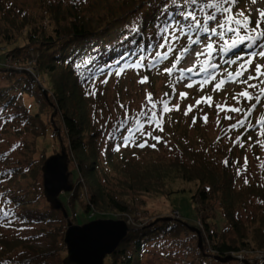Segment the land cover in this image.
<instances>
[{"label": "trees", "instance_id": "16d2710c", "mask_svg": "<svg viewBox=\"0 0 264 264\" xmlns=\"http://www.w3.org/2000/svg\"><path fill=\"white\" fill-rule=\"evenodd\" d=\"M212 2L213 0H199L200 4ZM43 3H45L43 12L49 14L56 25L48 35L38 33L36 30L30 32L28 41L46 47V51L42 50L37 62L40 72L47 77L48 98L35 82L27 78H24L23 83L18 80L15 88L13 87L15 91L13 88L0 89V122L3 126H7L8 123L23 119L29 125L39 123L42 132H45L46 125L53 127V121L49 120L45 123L43 116L48 114L47 110H52L50 117H54L57 112L58 122L56 121L54 134L62 146L67 143L66 148L77 165L73 173L76 178L71 180L76 187L75 190L61 196L69 217L74 216L77 224L95 219L94 215V218L91 216L86 221H82L81 216L76 213V201L84 196L80 185L81 178L84 179V185L88 190V203L90 202L91 206L100 208L105 205L120 214L129 211L125 201L126 196L132 197L143 206L145 197L165 195L169 180L178 178L187 182L199 180L202 189L193 195V200L198 205L199 211L203 212L201 216L208 240L211 241L212 253L216 257H226L232 253H239L249 246L250 242H246L247 226L245 228L239 213L248 209V205L254 200L262 203L263 211L252 220L254 225L250 231L254 243L263 249L264 186L252 181L244 184L243 179L246 178L243 176L244 170L248 167L242 168L241 158L236 155L243 152L245 143H242L241 148H238L237 144L230 148L226 145L219 146V150H215L216 154L220 158L223 157L221 159L223 161L228 157L227 165H224V162L219 165L216 161L217 157L206 150L207 146L202 144L197 146V143L195 144L187 135L178 134L170 129L168 132L174 134L172 140L175 139V155L169 158L160 156L162 159L154 163L155 168L133 174L129 171V162L125 161L120 153L129 149L130 145H135L138 151L150 148L144 133L149 128V123L153 124L156 121L161 123L166 115L164 116L156 106L154 109L156 119L150 121L152 107L149 110H132L128 105H123L125 99L123 95H118L116 104L119 106L114 113L109 114L102 96L98 93L113 77L120 78L135 70L142 71L146 75V85L149 84V88L153 90L152 75L155 76L163 66L169 65L196 33L197 29L187 27L193 22L185 21L180 16V12L195 9L201 22L206 20L205 12L221 13L215 8L204 9L201 12L195 6L184 4L183 0L178 5L172 4L171 0H44ZM165 5H167L166 11ZM15 7L13 1L0 0V12L3 14L0 20L16 21V15L12 14ZM135 19L134 28L127 30L124 25ZM174 19L180 21L179 27L173 23ZM165 25L171 27L168 32L161 34L158 26ZM176 36L179 39H173ZM6 39L10 41L11 37ZM161 43L165 44L163 48L159 47ZM20 49L22 48H18ZM165 52L167 58H162ZM137 63L143 64V68L136 67ZM25 95L34 99L37 109L21 103ZM152 101L154 102L153 99ZM100 115L105 120L100 119ZM168 129L169 123L166 131ZM251 130L253 127L248 129ZM248 131L243 133V137ZM235 132H238L237 127L234 128V134ZM141 144L144 146L140 147ZM2 157L4 156L0 155V158ZM208 157L213 159L214 166L219 165L221 168L210 165ZM15 171L18 169L11 170L14 174H2H7L6 177L10 178V183L7 185L9 190L3 189L5 190L3 195L14 203L21 202L26 209L24 199H17L16 194H13V197L10 195L12 190L9 187L17 177ZM110 173L114 175L113 177L110 175L109 178ZM214 200L219 205L218 210L212 204ZM90 205H86L82 210V214L87 215V218L91 210ZM30 213L31 215L27 217L28 221H39V219L52 221L55 219L53 215L58 212H50L46 215L31 210ZM219 214L236 235L230 242L225 238L227 226L225 230L219 231L215 223ZM169 219L153 226H151L153 223H150L137 232L130 227L126 239L114 254L109 256L111 264H142L143 253L147 246L161 234L166 236L169 233L175 239L186 231L198 238L190 231L187 223ZM151 234L156 237H151ZM178 242L181 244L180 241ZM0 245L1 263L9 259L10 253L21 247L23 242L18 240L5 242L0 239ZM32 249L30 247V250ZM198 253L201 259L199 264L202 262L204 264L203 254L200 251ZM188 264L195 263L189 261Z\"/></svg>", "mask_w": 264, "mask_h": 264}, {"label": "rangeland", "instance_id": "374dc122", "mask_svg": "<svg viewBox=\"0 0 264 264\" xmlns=\"http://www.w3.org/2000/svg\"><path fill=\"white\" fill-rule=\"evenodd\" d=\"M10 1H13L16 6L13 9L14 13H12L13 16L16 15V21L0 20V89L15 88L18 80L23 83L25 81L24 78H27L38 84L42 88L43 93L47 95V77L40 72L37 62L40 53L42 50L45 52L46 47L40 43L32 44L28 41V36L30 32H35V30L38 33L48 35L52 33L56 23L49 14L43 12L45 9L44 0ZM6 6H8V2H6ZM259 10H264V0H257L254 4L251 3V0H239L238 5L232 6L231 13L225 15L219 14L217 17L221 22L225 23V28H217V34L204 32L201 36L195 37L193 40L198 39L200 43L188 44L189 52L184 54V57L180 59L178 64L175 58L172 63L165 67L163 66L159 73H155V76L152 75L154 81L153 90L149 88V84L146 85L147 82H140L146 75L139 70L130 71L120 78L113 77L107 82L105 87L101 88L98 93L102 96L104 106L105 108L107 107L110 112L109 114L114 113L115 109L119 106L116 104L118 103L116 102L118 95H123L125 98L122 102L123 105H128L132 110H149L152 107V104L147 100V96L150 93L156 106L160 108L164 116L166 115L159 125L157 121L153 124L149 123V128L144 133L145 138L150 143V148L138 151L135 145H130L129 149L120 153L125 161L129 162L130 172L134 174L141 172V170H151L155 168L154 163L162 159L160 156L169 158L175 155V139L172 140L174 134L172 135V133L169 134L168 132L172 129V131L178 134L181 133L193 139L194 143H197V146L201 144L207 146L206 150H208V153L214 154V157H217L216 161L219 165H221V162H224L221 160L223 157L220 158L216 154L219 146L224 147L226 145L227 148H230L237 144L238 148H241L243 147L241 146L242 143H245L243 152H240L242 154L235 151V153H239V155H235L241 158L242 168L248 167L247 170H244L245 174L243 176H246L243 179L244 184L252 181L264 186V136L260 135L264 131V127L260 123L261 120H264V93L260 91L264 89V77H261L259 80L253 79L248 81L249 84L257 85L256 88H250L247 84L238 82L244 80L249 75L256 76L255 65H264V58L256 57L242 77L227 85H223L222 89L219 90L214 86L203 87V85L197 84L194 78L196 73L203 72L209 67L215 70L222 69L225 72L226 68L230 66V72L234 74L238 72L241 64H244L242 61L236 64L229 63L228 66L224 67L227 63V53L231 50V48L227 47L225 41L230 45L232 43L231 38L234 35L247 36L250 33L249 29L244 28L239 33L227 31L228 27L234 25L226 22L225 17L243 11L253 22L250 27H255L254 22L258 18ZM2 15L0 12V17ZM135 21L136 19L131 20L124 27L127 30L134 28ZM205 25H207V22ZM207 26L216 27V22L211 21L210 25ZM261 28H264V24H261ZM221 32L224 33L223 36L218 34ZM251 35H255V33H251ZM9 37H11L10 41L6 39ZM248 43L250 42L247 41L245 43L244 48H249L247 46ZM207 44L213 45V52L212 49L206 47ZM20 47L22 49L18 50ZM197 52H203V54L196 56ZM168 68L174 69L171 74L166 71ZM188 68H192L193 71L187 72ZM180 69L185 70L183 79H179L181 76ZM189 84L192 87H188L187 85ZM14 88L13 91H15ZM243 91H248L253 97L259 95L261 97L260 102L257 103L255 98L249 100L238 95ZM181 93H187V96L181 97ZM46 98H48V95ZM207 98L211 99L210 103L207 101ZM163 100L168 102V107L172 109L171 111L165 112L163 110V103H157ZM197 101H200V103L198 104ZM22 102L29 107L31 106L32 109L38 108L34 99L28 95H25ZM253 104L256 107L251 109V105ZM189 106H191V111H188ZM231 108H240L243 111L236 113L230 111ZM151 110L154 112L153 108ZM249 110H251L250 115H248ZM46 113L48 114L43 116V120L45 123H48L49 120L53 121V127L46 125L45 132H42L39 123H30L29 125L23 119L8 123L7 126H3V123L0 122V155L4 156L0 158V239L5 242L13 240L23 242L21 247L10 253L9 259L2 261L0 264H63V261L68 256V250L64 243L68 222L71 221L75 225L87 223L77 224L74 221V216L65 218L63 212L51 210L50 203L44 195L42 167L47 158L61 153L64 146L66 152L69 153L71 180L76 178L73 173L77 169L74 157L66 148L67 143L65 142L62 146L54 134V131H56V121L58 122L57 112H55L56 114L53 113L54 117L49 116V114L52 115V110H47ZM104 114L107 116V112ZM205 116L207 117V122L204 120ZM226 117L233 118L227 119ZM100 119L105 120L102 115H100ZM241 119H245V124L242 127L238 125V132L234 134V128L231 126L237 124V121ZM167 123H169V129L166 131ZM249 125L251 127L254 125L259 127L248 131ZM161 128L163 129L162 131L160 130ZM246 131L248 132L243 137V133ZM148 133H151V135ZM154 137H159V139L157 140ZM152 145H155V147ZM225 158L227 160L228 157ZM208 160L211 162L210 165L214 166L213 159L208 157ZM219 165L214 167L221 168ZM224 165L226 164L224 163ZM14 168H17L18 171H15L17 177L9 187L12 190L10 195L13 197V194H16L17 199H24L26 209L23 208L21 202L16 201L18 206L3 195L5 190H9L7 185L10 183V178L6 177L7 174H2H14L11 172ZM112 172L116 173L114 170ZM114 173H110L109 178L110 175L113 177ZM117 175L123 176L122 174ZM201 184L199 180L192 182L184 181L181 178L169 180L166 194L145 197L143 206H140V202L134 201L132 197H125V194L123 197H125L129 211L128 213L120 214L105 205L100 208L91 206L90 202L88 203V190L84 185V179L81 178L80 185L84 196L76 201V213L81 216L82 219H80L82 221H86L94 215L95 219L93 220L123 219L130 227L135 229L133 230L134 232H137V230L148 226L150 223H153L151 225L153 226L160 223L163 218H171L178 211L182 215L181 221L187 223L190 227L200 229L202 246L204 249H208V246H211V241L207 239V234L205 233L203 217L201 216L203 212L199 211L198 205L193 200V195L202 189ZM244 184L242 183V185ZM64 194L66 193L62 195ZM62 195H60V200ZM212 204L218 210L219 205L215 200ZM261 204L260 201L254 200L248 205V209L241 210L239 213V218L245 225V228L247 226L246 242H250L245 250L252 253V256L256 255L254 253L256 251L264 252L262 251L264 248L262 249L254 243L252 231H250L254 225L252 220H255L260 212L263 211ZM86 205L91 206L88 218L87 215L82 214V210ZM64 208L66 209L65 206ZM31 210L46 215L50 212L58 213L53 215L55 219L52 221L40 219L39 221H28L27 217L31 215ZM217 216L215 223L218 230H225L227 226L225 238L230 242L236 235L226 225L227 223L222 219V216L220 214ZM118 217L120 219H117ZM62 218L64 221H62ZM93 220H89L88 222ZM151 237L156 236L151 234ZM198 242L195 236L190 233L188 234L186 231H183L179 238L175 239L169 233L166 236L161 234L147 246V249L143 253L142 264H182L185 261H193L195 264H199L201 259L198 253ZM30 247L33 249L30 250ZM204 260V264H211L210 259L205 258ZM104 264H111V258L107 257Z\"/></svg>", "mask_w": 264, "mask_h": 264}, {"label": "water", "instance_id": "95a60500", "mask_svg": "<svg viewBox=\"0 0 264 264\" xmlns=\"http://www.w3.org/2000/svg\"><path fill=\"white\" fill-rule=\"evenodd\" d=\"M42 173L44 195L50 203L51 210L61 211L65 218H69L60 200L61 194L71 193L75 189L70 179L69 154L66 150L62 149L61 153L47 158ZM189 229L198 236V248L202 252L204 249L200 230L193 227ZM129 232L130 227L123 220L97 219L83 225H75L69 221L64 238L68 256L63 264H104L105 259L114 254ZM215 259L228 262L232 257Z\"/></svg>", "mask_w": 264, "mask_h": 264}, {"label": "snow or ice", "instance_id": "6c2138e0", "mask_svg": "<svg viewBox=\"0 0 264 264\" xmlns=\"http://www.w3.org/2000/svg\"><path fill=\"white\" fill-rule=\"evenodd\" d=\"M256 2H257V0H251V3H253V4L256 3ZM171 3L178 5V4L181 3V0H171ZM183 3L187 4V5H190V6H195V8H199L201 12H203L204 9L215 8L218 12H220L223 15V14L231 13L232 12V6L238 5L239 4V0H213L212 3H205V4H200L199 0H183ZM225 5H228V6H225ZM166 10H167V5H165V11ZM204 15H205V18H206L207 21H215L216 22V27H210V26H207L205 24H202V22L198 19L197 12L195 11V9H193V10H185V11H181L180 12V16L183 17V19L185 21L190 20V21L193 22V23H189L187 25V27L189 29H193L194 28V29L203 31L205 33L211 32L213 34H217V28H225V23L221 22V20L214 13L213 14H209V13L205 12ZM225 19H226V22H228L231 25H234V26L228 27L227 31L234 32V33H239L240 30L242 28H244V29H249V33H250L247 36L234 35L231 38L232 39V43L230 45H228V42L225 41V44L227 45V47L235 48L237 46V42L242 44V43L245 42V40L251 41V43H248L247 46L249 48H251V47H253V45H256V48L258 49V51L252 52L251 56L252 57L259 56L261 58H264V40H262L260 43L257 44V40L258 39L264 38V28H261V24H264V10H259L258 18L254 22L255 23V27H250V25L253 22L249 19L248 16L245 15V13L243 11L236 12L235 15H228V16L225 17ZM173 23L175 25H177L178 27L180 26V21L179 20H175L174 19ZM169 27H171V25H165L164 27L158 26V29H159V32L161 34H163V33L168 32ZM251 33H255V36L251 35ZM218 34L221 35V36L224 35L223 32L218 33ZM164 39H165V43H167V37H165ZM173 39H179V37L176 36V37H173ZM191 43L192 44H198V43H200V41L198 39L197 40H192ZM164 46H165L164 43H161L159 45V47H161V48H163ZM206 47L208 49H212L213 45L212 44H207ZM171 50H172L171 47H169V51H171ZM187 52H189V47L183 48V50L181 51L179 57L176 58V63L177 64L180 62V59L183 58L184 54L187 53ZM202 54H203V52H197L196 56H200ZM162 58H167V52H165L163 54ZM238 59H239V57H238ZM251 64H252V60H247V61H245L244 64L241 65V69L246 70L247 66L251 65ZM135 66L139 67L140 65H139V63H137V65H135ZM173 70H174L173 68L166 69V71L168 73H170V74L173 72ZM184 71H185L184 69H180L181 76L179 77V79H183L184 78L183 77ZM186 71L187 72H192L193 69L192 68H188ZM255 71L257 73L256 76L249 75L244 80L238 81V82L247 84L248 87H250V88H256L257 85L249 84L248 81L249 80H253V79L259 80L261 77H264V65L256 64L255 65ZM240 76H243V71L237 72L235 74V77H240ZM228 79L229 80H233L234 77L231 74H229ZM146 80H147V78L145 77L140 82L144 83V82H146ZM223 84H224V81H220V83L216 84V88H218V89L221 88ZM187 86L188 87H192L191 84H189ZM260 91H261V93H264V89H261ZM180 95H181V97H186L187 93H181ZM238 95L243 96V97H245V98H247L249 100L255 98L257 103H259L260 99H261V97L259 95H257L256 97H253L248 91H243L242 93H240ZM147 100H148L149 103L152 104V108L155 109L156 108V103H154L152 101V96H151L150 93L147 96ZM207 101L210 103L211 99L207 98ZM157 103H163V110L165 112H168V111L172 110V109H170L168 107V102L166 100L158 101ZM197 103L199 104L200 101H197ZM121 107H124V106L121 105ZM255 107H256L255 104L251 105V109H254ZM177 110H178V106H177ZM188 111H191V106H189ZM230 111L239 113V112H242L243 110L240 109V108H231ZM250 114H251V110H249V112H248V115H250ZM226 118L227 119H232L233 117H226ZM149 119H150V121L152 119H156L155 112L152 113V116ZM245 119H246V117H245ZM245 119H241V120L237 121V124H233L231 127L232 128H236L238 125L241 126V127L244 126ZM204 120H205V122H207V117L206 116L204 117ZM137 123L139 124V121H137ZM260 123H261L262 127H264V120H261ZM157 124L159 125V121H157ZM249 126L251 127V125H249ZM141 127H142V125H141ZM160 130L162 131L163 129L161 128ZM148 134L151 135V133H148ZM260 135L264 136V131H262L260 133ZM154 138L157 139V140L159 139V137H154ZM139 146L143 147L144 145L141 144ZM152 146L155 147V145H152ZM224 163L227 165L228 161L225 160Z\"/></svg>", "mask_w": 264, "mask_h": 264}, {"label": "built area", "instance_id": "2783aa9c", "mask_svg": "<svg viewBox=\"0 0 264 264\" xmlns=\"http://www.w3.org/2000/svg\"><path fill=\"white\" fill-rule=\"evenodd\" d=\"M173 217L180 218L179 212L176 211V213L173 214ZM208 249L213 252L211 246H208ZM254 253L256 254L255 256H252V253L248 252V250H243L239 253H232L231 255L235 257V262L233 264H243L245 261L254 264L264 261V252L256 251Z\"/></svg>", "mask_w": 264, "mask_h": 264}]
</instances>
